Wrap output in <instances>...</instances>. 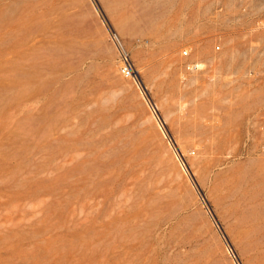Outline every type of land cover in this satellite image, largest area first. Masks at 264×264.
<instances>
[{
  "label": "rangeland",
  "instance_id": "obj_1",
  "mask_svg": "<svg viewBox=\"0 0 264 264\" xmlns=\"http://www.w3.org/2000/svg\"><path fill=\"white\" fill-rule=\"evenodd\" d=\"M0 264H264V0H0Z\"/></svg>",
  "mask_w": 264,
  "mask_h": 264
},
{
  "label": "built area",
  "instance_id": "obj_2",
  "mask_svg": "<svg viewBox=\"0 0 264 264\" xmlns=\"http://www.w3.org/2000/svg\"><path fill=\"white\" fill-rule=\"evenodd\" d=\"M122 73L125 77L129 78L133 76V71L130 65L128 64V61L125 59L124 65L122 66Z\"/></svg>",
  "mask_w": 264,
  "mask_h": 264
}]
</instances>
